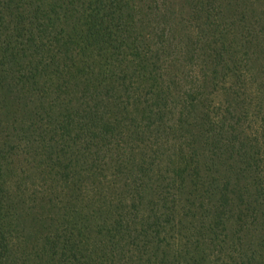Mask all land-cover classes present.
<instances>
[{
  "label": "trees",
  "instance_id": "1",
  "mask_svg": "<svg viewBox=\"0 0 264 264\" xmlns=\"http://www.w3.org/2000/svg\"><path fill=\"white\" fill-rule=\"evenodd\" d=\"M0 264H264V0H0Z\"/></svg>",
  "mask_w": 264,
  "mask_h": 264
},
{
  "label": "rangeland",
  "instance_id": "2",
  "mask_svg": "<svg viewBox=\"0 0 264 264\" xmlns=\"http://www.w3.org/2000/svg\"><path fill=\"white\" fill-rule=\"evenodd\" d=\"M179 2V1H178Z\"/></svg>",
  "mask_w": 264,
  "mask_h": 264
}]
</instances>
